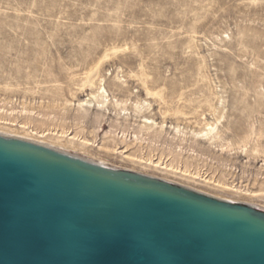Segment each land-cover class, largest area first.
Returning <instances> with one entry per match:
<instances>
[{"label": "rangeland", "instance_id": "obj_1", "mask_svg": "<svg viewBox=\"0 0 264 264\" xmlns=\"http://www.w3.org/2000/svg\"><path fill=\"white\" fill-rule=\"evenodd\" d=\"M88 78L93 86L83 85ZM100 79L110 100L121 104L109 105L104 119L91 105L78 119L66 100L89 97ZM145 86L157 94L147 95ZM142 99L151 104L142 113L186 131L198 129L203 118L214 120L219 106L220 140L218 146L183 141L180 151V141L164 132L153 144H130L126 154L182 163L241 192L99 150L138 122L134 103ZM11 106L14 112L2 111ZM123 107L129 119L118 124ZM0 108L5 121L59 124L93 143L85 152L45 140L67 154L264 209V0H0ZM111 127L116 131L106 137Z\"/></svg>", "mask_w": 264, "mask_h": 264}, {"label": "water", "instance_id": "obj_2", "mask_svg": "<svg viewBox=\"0 0 264 264\" xmlns=\"http://www.w3.org/2000/svg\"><path fill=\"white\" fill-rule=\"evenodd\" d=\"M0 264H264V209L0 135Z\"/></svg>", "mask_w": 264, "mask_h": 264}, {"label": "bare ground", "instance_id": "obj_3", "mask_svg": "<svg viewBox=\"0 0 264 264\" xmlns=\"http://www.w3.org/2000/svg\"><path fill=\"white\" fill-rule=\"evenodd\" d=\"M86 77H88V76H86ZM88 79L85 81V83H83V85H86V82H89V85L93 86L94 85L93 81H91V79H89V80ZM145 91H146L147 95H154V94L156 95L157 94V92H153L150 88H148L146 86H145ZM3 103H6V104L10 103V100L9 101L4 100ZM120 104H121V102H119L118 99H114L113 101L110 100L109 95L107 93V90L105 88V85L103 83V79H100V81L98 82V85L96 86V90L93 93H91L89 97L84 98L82 100L78 99V101L74 104L71 103V101H69V100L68 101L66 100V103H65V105L76 106V111L79 114V116H77L78 119L84 117V115L81 114V110L85 111L91 105H96V111H99V113H98L99 118L104 119L106 114H108L110 112L109 111V105L119 106ZM134 104H135L134 105L135 106V109H134L135 115L139 116L138 122L137 123L134 122L132 124L135 127L134 126L131 128L128 127L130 129L123 128L122 130L118 131L116 133L115 138L111 137L112 143L110 145L109 144L98 145L99 150H102L105 152L121 153L124 157L129 158L131 160H135V161H138L141 163H148L149 165H152L156 168L163 169L167 172H171V173H175V174L179 173L181 176H183L187 179H192V180L198 179L199 180L198 182H201V184H204L206 186H210V187H214V188L217 187V188L222 189V190L227 189L230 191L241 192V190H238L234 186L227 185L224 181H222L220 179H217V178L212 177V176H210V177L203 176V174H200L198 171H193L187 165L182 164V163L179 165L177 163L168 162L166 160H162L161 157L155 159L152 157V155L145 154V153H142L141 155H135V156H132L130 154H126L128 152L126 148H128L130 144H135V143L143 144L144 142L145 143L147 142L146 145H148L149 143L153 144L157 141L159 136L164 132L169 133L171 139H178V141H180V143L175 146L176 149H180V151L185 148V147L183 148V146H181V143L183 141H188V140L189 141L192 140V141H194V143L202 140V141H206L210 145L218 146L217 142H218V140H220V135L218 134V124L220 123L221 118H222V115L219 113L220 112L219 106H214V108H213L214 120H207L206 118H203V121L200 124L201 126H199L198 129H190L189 131H186L179 124L167 123L165 121L164 116H163L162 120L157 121V120L151 118L150 116L146 115L145 113H142L144 108L149 109V107L151 105L150 102H148L147 100L142 99L141 101H136ZM10 108L11 109L8 108L6 110L3 109L2 111H5V113L14 112V109L12 108V106ZM21 108L22 109L20 111H26L24 104H22ZM0 110H1V108H0ZM8 110H10V111H8ZM121 111H124V114L121 116V114H120L121 112L117 113V117L115 119V122L118 124H121V121H119L120 118H122L123 121H126L127 119H129L127 113L125 114L127 109L125 107H123V108H121ZM174 112L176 114H182L180 109H175ZM5 119H7V118L4 116H0V135H3V136H9V137H13V138L28 140V141L35 142L37 144L44 145V146H47V147H50V148H53L56 150H58L57 147L54 148L51 144H47L48 142H46L45 140L49 139L50 141L54 140V141H58V142H62V143L64 142V143L69 144L73 147H78L85 152L90 148V146L93 145V143L85 137L77 136L76 134H72V133L67 134V131L65 130V128H63L59 124L53 125L52 128H50V127L41 128V127L31 126L28 123H14L12 121H5ZM2 120H4V121H2ZM82 121L83 120H80V122H82ZM2 124L15 126V127H6V129H3L4 125H2ZM168 128H169L170 132L168 131ZM7 129H9V131H7ZM19 130H21L20 132H24L26 135H24V134L21 135L22 133L19 134V132H18ZM112 131H116V129L112 130V127H111L109 131L105 132V136L110 137L112 135ZM150 133L152 134L151 135L152 137L147 136ZM29 136H31V137H29ZM32 136H35V137H32ZM38 138H40V139H38ZM192 141L190 142L191 144H192ZM119 143L123 144V146H122L123 148L121 150H119L120 149ZM62 146H64V144H62ZM185 146H187V145H185ZM219 146L221 149H223V145L219 144ZM188 149L190 150V153L194 154L195 149L191 145L188 146ZM60 150H58V151H60ZM253 151H256V150H253ZM61 152H64V151L61 150ZM78 158H80V157H78ZM87 161H89V160H87ZM91 162H93V161H91ZM94 163L103 165L102 161L94 162ZM173 183H175V182H173ZM176 184H178V183H176ZM179 185H181V184H179ZM181 186H184V185H181ZM184 187H186V186H184ZM187 188H189V187H187ZM190 189H192V188H190ZM192 190H194V189H192ZM195 191H197V190H195ZM263 191L264 190L261 189V192H263ZM197 192H199V191H197ZM201 193H203V192H201ZM247 193L259 195L258 192L250 191ZM203 194H206V193H203ZM207 195H209V194H207ZM209 196H211V195H209Z\"/></svg>", "mask_w": 264, "mask_h": 264}]
</instances>
